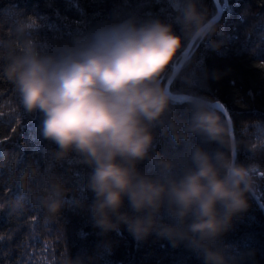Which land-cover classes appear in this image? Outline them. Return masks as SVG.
Returning a JSON list of instances; mask_svg holds the SVG:
<instances>
[{
    "label": "clouds",
    "instance_id": "obj_1",
    "mask_svg": "<svg viewBox=\"0 0 264 264\" xmlns=\"http://www.w3.org/2000/svg\"><path fill=\"white\" fill-rule=\"evenodd\" d=\"M167 6L163 21H103L70 43L41 44L27 23L0 37V76L26 113L39 114V136L55 146L43 150L42 167H9L0 182L18 192L0 201V210H36L50 222L70 204L84 208L69 200L67 181L55 174L61 163L69 171L83 166L82 190L93 195L87 210L100 235L124 226L138 243L155 234L172 247L183 244L202 264H243L254 251L236 250L223 237L258 193V165L238 161L218 102L196 92L222 74H209L194 57L176 70L189 44L218 50L224 26L205 0H167ZM161 135L171 151H157ZM8 156L0 147V158ZM100 247L97 257H72L66 247L61 264H95L112 251L108 241Z\"/></svg>",
    "mask_w": 264,
    "mask_h": 264
},
{
    "label": "trees",
    "instance_id": "obj_2",
    "mask_svg": "<svg viewBox=\"0 0 264 264\" xmlns=\"http://www.w3.org/2000/svg\"><path fill=\"white\" fill-rule=\"evenodd\" d=\"M219 1L224 4L219 19L226 38H215L223 41L218 50L192 45L186 60L201 58L209 74H222L218 80L209 76L196 92L220 101L226 109L237 146L234 156L242 163L258 165L256 196L264 206V0ZM205 4L216 11L214 0H205ZM169 11L167 0H0V37L10 38L13 24L27 23L36 28L33 35L41 44L70 43L99 22L130 16L163 21ZM183 67L184 62L180 70ZM175 86L178 88L179 82ZM40 119L39 114L24 111L12 83L0 76V147L9 152L7 158H0V179L16 162L18 169L28 162L43 166V150L55 146L40 138ZM157 151H171L168 137L160 136ZM87 171L83 166L69 171L66 163L55 168V174L66 180L65 186L71 190L69 200H80L84 208L70 204L50 222L36 210L20 214L8 207L0 210V264H61L67 248L72 257L81 252L97 257L105 241L111 243V254H101L95 264H202L183 244L172 247L155 234L139 243L124 226L119 234L100 235L87 210L93 195L82 190ZM17 192L13 185L0 182V201ZM249 203L247 212L233 220L223 243L239 251H254V257L243 264H264V214L255 197ZM163 220L170 222L166 216Z\"/></svg>",
    "mask_w": 264,
    "mask_h": 264
},
{
    "label": "water",
    "instance_id": "obj_3",
    "mask_svg": "<svg viewBox=\"0 0 264 264\" xmlns=\"http://www.w3.org/2000/svg\"><path fill=\"white\" fill-rule=\"evenodd\" d=\"M214 2H215V5H216V12H217V14H218V16H219V18H220L221 15H222L223 9H224V4H221L219 0H214ZM191 47H192V44H189L188 47L183 51V53H182V55H183V60H181V62L177 65V68H176L177 71L180 70V68H181V66H182V64H183V62L186 60L187 55H188V53H189ZM215 101L218 102V104L222 105V103H221L220 101H218V100H215ZM222 106H223V105H222ZM223 108H224V106H223ZM224 109H225V108H224ZM225 110H226V109H225ZM226 113H227V111H226ZM223 116H224V119H226L227 122L232 126V124H231V120H230V118H229V116H228V113H227V115H225V114L223 113ZM232 131H233V128H232ZM233 155H234V149H233ZM255 199H256V201L258 202V204H259V206L261 207L262 212H263V214H264V206H263L262 203L259 201V199H258L257 196H255Z\"/></svg>",
    "mask_w": 264,
    "mask_h": 264
},
{
    "label": "snow or ice",
    "instance_id": "obj_4",
    "mask_svg": "<svg viewBox=\"0 0 264 264\" xmlns=\"http://www.w3.org/2000/svg\"><path fill=\"white\" fill-rule=\"evenodd\" d=\"M182 99H185V98H182ZM216 107H217L222 113H224L225 115H227L226 110L223 108L222 105H220V104H216Z\"/></svg>",
    "mask_w": 264,
    "mask_h": 264
}]
</instances>
